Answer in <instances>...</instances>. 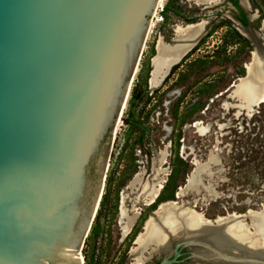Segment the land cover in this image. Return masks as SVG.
Listing matches in <instances>:
<instances>
[{"label":"water","instance_id":"95a60500","mask_svg":"<svg viewBox=\"0 0 264 264\" xmlns=\"http://www.w3.org/2000/svg\"><path fill=\"white\" fill-rule=\"evenodd\" d=\"M159 2L0 0V264H83L81 250ZM263 25L236 29L254 45L250 63L257 67L264 59ZM163 43L175 45L174 38ZM198 165L204 164H195L194 178L202 173ZM180 188L181 196L188 182ZM165 204L183 207L159 202L147 220ZM242 216L251 232L257 217L250 211ZM165 234L168 249L145 245L144 263L160 255L159 264H177L183 251L185 264H264V254L235 243L220 248L202 235Z\"/></svg>","mask_w":264,"mask_h":264},{"label":"rangeland","instance_id":"374dc122","mask_svg":"<svg viewBox=\"0 0 264 264\" xmlns=\"http://www.w3.org/2000/svg\"><path fill=\"white\" fill-rule=\"evenodd\" d=\"M246 2L247 15H257L249 20V27L258 31L264 21V0ZM165 5L169 7L167 21L161 15ZM235 13L229 0L206 5L195 0L161 1L115 134L102 197L81 250L83 264H135L130 254L136 247L133 241L157 205L138 204L137 219L127 231V220L119 214L120 202L124 196L128 214H133L136 194L128 184L135 176L147 182L158 171L155 180H162V188L156 201H176L207 220L263 211L264 100L248 113L243 110L247 107L241 89L230 94L232 85L245 76L244 67L254 50L250 39L236 30L247 32L234 21ZM199 22H205L204 33L180 67L161 82L168 62H157L150 77L157 42L171 44L177 28ZM233 31L250 46L233 38ZM135 87L139 96L132 100ZM203 89L208 90L202 93ZM208 161L209 174L191 176L196 163ZM187 179L190 189L175 198Z\"/></svg>","mask_w":264,"mask_h":264},{"label":"bare ground","instance_id":"6f19581e","mask_svg":"<svg viewBox=\"0 0 264 264\" xmlns=\"http://www.w3.org/2000/svg\"><path fill=\"white\" fill-rule=\"evenodd\" d=\"M161 1L162 0H160L158 7L160 6ZM195 1L197 4L206 5L215 0ZM241 4L246 11L250 10L246 0H241ZM253 17H255V15ZM204 26L205 22H199L194 25H188L184 29L177 28L175 31V45H171L169 47L166 46L167 48L160 40L156 48L158 55L154 60L153 67H156L157 62H168L166 67L163 69L165 76L170 67L174 65V63H176L196 41H198L199 37L204 33ZM260 37H262L264 41V25L262 35ZM253 63L247 64L248 66L246 65L249 77L241 78L237 82L236 86V89L237 87L241 89L240 91L243 102L246 107H248L253 101L256 104H259L264 100V59L263 66L257 67V65ZM153 79L154 77L151 80L152 87L154 86ZM235 91L231 92V96L234 95L233 93ZM208 163L211 164L209 161ZM208 163L204 164L205 167L203 168L198 165L199 169L201 168L202 173L206 172L209 174ZM157 172L154 171V178L152 177V179H149L147 182H142V180L137 178V176L129 182L128 189L136 194L132 206L133 214H128L125 207L126 198L124 196L121 198L119 214L121 219L127 220L128 232L131 230L135 220L137 219V205L141 203L148 206L152 205L154 203L153 201L158 198V195H160V189L162 188L160 183L162 180H155L157 178L155 175ZM188 180L189 179H187V182ZM188 189H190V185ZM182 191L183 189H181L180 192ZM180 192L177 193L178 197H180ZM184 208L185 207H179L178 209H175L171 205H162L157 212V218H150L145 221L146 223L144 222L143 232L139 233L135 239L134 244H136L137 247L132 249L130 253L134 257L135 264H144L145 259L141 257V251L145 248V245L151 244L155 246L156 250H160L162 252L168 249L165 231H169L172 237H178L181 235L185 237L191 235H202L214 242L220 248L228 247V245L235 243L244 249H250L264 254V209L259 213L250 212V214H253V216L257 218L255 219L256 221L251 223L249 228L252 232H249L248 227L243 223L242 215L218 217L215 221H211V223L209 220L204 219L201 214L195 213L188 208ZM211 224H214L215 226H212ZM211 257L214 258L213 256ZM80 259L83 262L82 254H80Z\"/></svg>","mask_w":264,"mask_h":264},{"label":"trees","instance_id":"16d2710c","mask_svg":"<svg viewBox=\"0 0 264 264\" xmlns=\"http://www.w3.org/2000/svg\"><path fill=\"white\" fill-rule=\"evenodd\" d=\"M231 4L238 10V12H239V14H240V22H241V24L243 25V26H248L250 23L248 22V20H247V18H246V15H245V13L243 12V10L239 7V5H238V1L237 0H231ZM169 10V7H168V5H165L164 6V8H163V10H162V16H163V18H164V21H167V19H168V17H167V11ZM233 38H235V39H241V40H243V42L245 43V44H247L248 46H250V44H249V42L248 41H246V40H244V39H242V37L237 33V31H233ZM186 59V57H184V59L183 60H185ZM182 62V61H181ZM180 64L181 63H179V64H177V65H175V66H173L172 68H171V71H170V73H169V75L167 76V78L169 77V76H171L179 67H180ZM166 78V79H167ZM209 87V86H208ZM207 87V88H208ZM208 89H203L202 90V93H204V92H206ZM137 96H139V93H136V87H135V89L133 88L132 89V92H131V99L132 100H135V99H137ZM136 121H130V123H132L133 125H136L137 127H139L136 123H135ZM159 199V198H158ZM166 201V200H165ZM162 202V201H161ZM159 202H158V200L156 201V203L154 204V205H156V204H158ZM157 206V205H156Z\"/></svg>","mask_w":264,"mask_h":264},{"label":"flooded vegetation","instance_id":"af4514ba","mask_svg":"<svg viewBox=\"0 0 264 264\" xmlns=\"http://www.w3.org/2000/svg\"><path fill=\"white\" fill-rule=\"evenodd\" d=\"M238 1V5H239V7L243 10V12L245 13V15H246V18H247V20H248V22H249V18H248V15H247V12L241 7V5H240V2H241V0H237ZM229 2L231 3V0H229ZM232 5V4H231ZM234 7V6H233ZM235 8V7H234ZM236 9V8H235ZM235 20H237L240 24H241V22H240V14H239V12H238V10L236 9V13H235ZM241 26L243 27V28H246V27H248V26H243L242 24H241ZM152 212V211H151ZM133 244H134V241H133ZM129 253H130V251H129ZM147 254H148V252H146ZM181 256L178 258V261H180L179 263H177V264H185V263H187V254H185L183 251H181ZM156 256H159V260L157 259L156 260ZM156 256H153V258L150 260V261H156L157 263L156 264H159L160 262H161V260L164 258L163 256H160V255H156ZM172 257V256H171ZM171 257H168V258H171ZM150 261H147V262H150ZM146 263V262H145Z\"/></svg>","mask_w":264,"mask_h":264}]
</instances>
